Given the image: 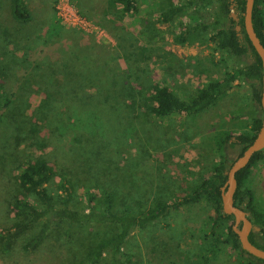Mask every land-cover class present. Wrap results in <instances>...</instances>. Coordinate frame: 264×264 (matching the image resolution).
Returning a JSON list of instances; mask_svg holds the SVG:
<instances>
[{"label":"trees","instance_id":"16d2710c","mask_svg":"<svg viewBox=\"0 0 264 264\" xmlns=\"http://www.w3.org/2000/svg\"><path fill=\"white\" fill-rule=\"evenodd\" d=\"M10 1L13 20L18 25L30 24L33 15L27 0ZM193 1L187 6L170 4L162 14L163 22L169 23L182 16ZM205 1L207 7H213V22L185 28L176 41L186 45L198 36L199 31L207 32L213 45L212 53L228 56L231 65L222 77L207 80L191 96L180 97L171 87L160 84H156L153 90L142 92L146 84L139 76L143 74L140 68L138 75L128 76L120 74L116 67L102 68L93 61H84L82 67L85 71L82 72L77 66L50 62L46 58L32 68L34 78L39 79L38 72L42 73L39 86L45 95L32 114L27 113L25 106L19 105L20 95L17 96L16 91L6 92V97L0 100V163L13 167L14 184L19 195L6 209L13 226L0 223V256L9 255L20 240L23 241L22 250L31 254L39 250L55 229L65 227L64 234L70 235L73 231L88 228L92 237L85 249L81 246L84 254L78 264H130L132 256L125 247L133 233H144L161 225L167 227L169 220L179 215L184 207L205 202L216 215L209 218L211 227L205 233L209 245L207 252L217 255L221 247L228 246L247 257L248 264H264V260L242 249L233 230L234 217L223 212L221 192L232 166L227 164L226 146H240L241 156L261 127L262 61L244 29L246 0ZM108 5L122 16L138 12V0H108ZM106 24L111 26L123 52H130L128 48L135 46L136 39L120 26ZM253 26L264 46V0H255ZM17 35V30L1 33L0 52L8 50L13 57L10 66L21 70L18 51L24 54L26 49L20 47ZM25 71L28 77L30 73ZM237 82L251 88L245 102L253 133L235 134L221 130L215 138L220 160L190 185L173 189L167 197H162L160 184L166 175L157 170L156 185L154 173L147 172L148 159L144 151L136 157L124 152L125 130H134V126L122 129L126 125L121 113L117 114L119 104L127 99L140 104L148 102L149 112L161 120L172 114L194 117L227 98ZM79 84L83 86L79 90L83 96L81 93L76 98L73 86ZM4 87L0 85V90L5 91ZM75 99L79 101L75 102ZM70 103L73 106H68ZM74 110L84 112L85 126L77 123L76 118L73 120ZM135 127L140 129L136 124ZM54 136L62 144L52 142L50 138ZM46 138L50 141L47 142ZM24 145L37 148L42 156L26 157L19 150ZM43 147H48L49 151L45 152ZM64 158L67 165L62 166ZM261 161H264V150L255 154L250 164L237 174L235 202L255 226L250 241L264 250V209L258 206L255 193L248 186L253 168ZM121 165L128 172L120 169ZM123 170L127 175L122 172L123 176L118 177V172ZM52 185L56 188L53 189ZM123 185L129 193L122 191ZM210 261L208 257L204 262L208 264Z\"/></svg>","mask_w":264,"mask_h":264},{"label":"rangeland","instance_id":"374dc122","mask_svg":"<svg viewBox=\"0 0 264 264\" xmlns=\"http://www.w3.org/2000/svg\"><path fill=\"white\" fill-rule=\"evenodd\" d=\"M190 1L138 0V12L122 16L118 10L110 8L108 0H27L33 20L28 25H18L11 16V1L0 0V34L17 30L20 47L26 49L24 54L18 51L21 70L10 66L11 53L1 50L0 85L5 86V91L0 90V100L6 97L7 91H16V95H20L19 105L25 106L27 113L32 114L45 99L39 86L42 73L38 72L39 79L31 73L42 58L77 66L82 72L85 71L82 67L84 61H93L102 68L116 67L120 74L128 76L138 75L140 68L143 74L139 76L146 84L142 92L153 90L156 84H160L171 87L180 97L193 95L207 80L222 77L231 63L228 56L212 53L213 45L207 32L199 31L198 36L186 45L176 41L185 28L213 22V7H207V1L194 0L182 16L169 23L163 22L162 14L170 4L187 6ZM106 23L120 26L127 35L136 39L135 46L128 48L130 52H123L111 26ZM25 70L30 73L29 79ZM81 86H73L74 97L81 93L83 96V92L79 91ZM85 86H88L87 83ZM249 90L248 85H238L237 82L234 91L211 110L194 117L172 114L164 120L155 118L149 112L148 102L140 104L127 99L119 104L117 111L125 119L126 127L122 129L134 126V130H125L127 141L123 146L124 152L136 157L144 151L148 159L147 172L154 173L156 185V171L160 169V174L166 175L160 184V195L167 197L171 190L188 186L197 177L208 173L212 165L220 160L215 138L221 130L235 134L243 131L253 133L252 120L246 113L245 100ZM83 113L74 110L73 120L76 118L77 123L85 126L87 119ZM46 139L47 142L52 140L62 144L56 141L55 136ZM48 147H43L45 152L49 151ZM19 150L26 157L42 156L41 151L29 145ZM240 151V146H226L224 154L228 165L234 163ZM65 165L67 161L64 158L62 166ZM12 170L10 164L5 166L0 163V223L6 222L10 226L13 225L9 223L6 209L19 195ZM124 170L118 172V177L123 176L122 172L127 175ZM248 186L254 191L258 206L264 209V161L253 168ZM52 188L56 186L52 185ZM122 191L129 193L125 185ZM212 217H216L214 209L201 202L184 207L179 215L169 220L167 227L156 226L144 233L136 231L125 247V251L132 256L130 264H206L204 261L208 257L211 258L208 264H248L247 257L228 246L221 247L217 255L207 252L209 245L205 233L211 227L209 218ZM64 229H55L39 250L31 254L22 250L23 241L20 240L9 255L0 256V264H78L84 254L81 246L85 249L92 236L88 228L73 231L70 235H65Z\"/></svg>","mask_w":264,"mask_h":264},{"label":"water","instance_id":"95a60500","mask_svg":"<svg viewBox=\"0 0 264 264\" xmlns=\"http://www.w3.org/2000/svg\"><path fill=\"white\" fill-rule=\"evenodd\" d=\"M254 4L255 0H246L244 29L256 53L262 61L261 127L253 143L235 160L230 167L227 175V181L222 187L221 192L223 212L226 215L234 217L235 222L233 230L239 238L242 249L251 256L264 260V250L255 246L249 239L251 233L255 230V226L249 215L241 207L236 205L235 202V195L238 189L237 174L250 164L255 154L264 150V46L253 26ZM240 29L241 28L239 27L238 30Z\"/></svg>","mask_w":264,"mask_h":264}]
</instances>
